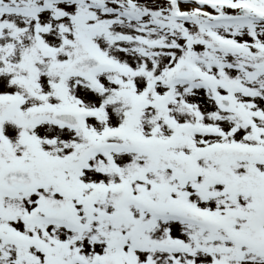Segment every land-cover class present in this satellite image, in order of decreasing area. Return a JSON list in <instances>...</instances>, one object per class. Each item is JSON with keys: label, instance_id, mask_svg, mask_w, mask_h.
Here are the masks:
<instances>
[{"label": "snow or ice", "instance_id": "1", "mask_svg": "<svg viewBox=\"0 0 264 264\" xmlns=\"http://www.w3.org/2000/svg\"><path fill=\"white\" fill-rule=\"evenodd\" d=\"M0 264H264V0H0Z\"/></svg>", "mask_w": 264, "mask_h": 264}]
</instances>
